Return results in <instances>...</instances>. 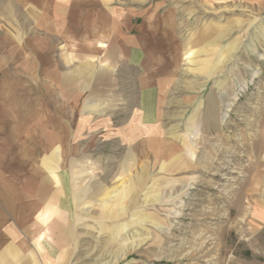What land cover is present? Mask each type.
Returning a JSON list of instances; mask_svg holds the SVG:
<instances>
[{
	"label": "rangeland",
	"instance_id": "rangeland-1",
	"mask_svg": "<svg viewBox=\"0 0 264 264\" xmlns=\"http://www.w3.org/2000/svg\"><path fill=\"white\" fill-rule=\"evenodd\" d=\"M115 3L147 11L150 30L162 29L157 13L183 12L165 19L161 86L177 99L197 91L207 111L166 109L164 138L142 136L128 176H114L123 162L104 157H125L121 148L84 162L91 176L73 177L52 248L68 264H264V4ZM138 86L124 87L133 113Z\"/></svg>",
	"mask_w": 264,
	"mask_h": 264
},
{
	"label": "crops",
	"instance_id": "crops-1",
	"mask_svg": "<svg viewBox=\"0 0 264 264\" xmlns=\"http://www.w3.org/2000/svg\"><path fill=\"white\" fill-rule=\"evenodd\" d=\"M115 1L0 0V264H68L49 231L66 224L73 177L91 176L83 163L104 147L123 149L125 157H104L123 162L114 176H128L142 136L164 138L166 109L205 114L206 96L177 99L161 86L165 19L183 12L157 13L162 29L150 30L147 11ZM132 81L134 113L124 89Z\"/></svg>",
	"mask_w": 264,
	"mask_h": 264
},
{
	"label": "bare ground",
	"instance_id": "bare-ground-1",
	"mask_svg": "<svg viewBox=\"0 0 264 264\" xmlns=\"http://www.w3.org/2000/svg\"><path fill=\"white\" fill-rule=\"evenodd\" d=\"M227 118V115L225 114V116L223 117V119Z\"/></svg>",
	"mask_w": 264,
	"mask_h": 264
}]
</instances>
